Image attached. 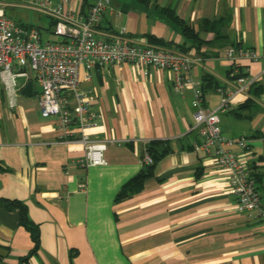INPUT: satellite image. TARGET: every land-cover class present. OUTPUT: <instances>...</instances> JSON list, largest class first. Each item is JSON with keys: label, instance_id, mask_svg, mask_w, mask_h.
<instances>
[{"label": "crops", "instance_id": "obj_1", "mask_svg": "<svg viewBox=\"0 0 264 264\" xmlns=\"http://www.w3.org/2000/svg\"><path fill=\"white\" fill-rule=\"evenodd\" d=\"M95 1L72 0L68 11L85 20ZM176 18L200 40L186 37ZM19 25L37 28L43 43L58 40L51 19L47 28ZM94 29L99 39L124 29L123 42L199 55L191 76L204 88L208 110L221 104L218 90L231 89L239 72L256 79L220 114V126L229 139L249 138L264 200V59L241 61L237 70L226 56L233 46L264 50V0H112ZM81 87L100 116L90 137L116 141L106 165H78L84 147L71 142L78 134L66 140L54 118L42 117L37 95L22 94L10 111L0 94V197L22 202L40 235L23 264H264V223L238 211L228 173L195 149L203 139L191 88L176 94L169 71L130 64L97 68L89 81L82 74ZM154 140L168 142L170 152L140 192L116 202ZM33 248L20 210L0 204V264H22Z\"/></svg>", "mask_w": 264, "mask_h": 264}, {"label": "built area", "instance_id": "obj_2", "mask_svg": "<svg viewBox=\"0 0 264 264\" xmlns=\"http://www.w3.org/2000/svg\"><path fill=\"white\" fill-rule=\"evenodd\" d=\"M71 1L29 0L28 7L54 23L58 40L43 43L40 31L35 27H23L9 18L7 10L14 5L0 0V94L5 95L8 109L17 108L22 88L32 81L38 90L42 117L54 118L68 141L74 132L78 134L71 141L84 147L78 165L82 168L106 165L108 145L116 141L90 137L89 130L97 124L100 116L92 111L93 95L81 87L82 74L84 80L89 81L97 68L123 64L169 71L176 94H183L187 88L194 92V126L203 139L195 149L212 154L218 167L228 173L238 211L264 223V200L258 190L249 138L229 139L222 134L220 126V114L231 108L237 95H246L256 79L239 72L231 89L218 90L221 104L214 110L205 109L203 87L191 76L193 67L202 61L199 55L151 45L144 40L123 42L124 29L121 36H114L112 40L99 39L94 26L111 9L112 0H96L85 20L75 19L68 11ZM226 56L239 70L241 61L263 60L264 50L230 47ZM234 148L242 152L234 153ZM142 162L149 165L152 159L146 153Z\"/></svg>", "mask_w": 264, "mask_h": 264}, {"label": "trees", "instance_id": "obj_3", "mask_svg": "<svg viewBox=\"0 0 264 264\" xmlns=\"http://www.w3.org/2000/svg\"><path fill=\"white\" fill-rule=\"evenodd\" d=\"M176 22L183 27V33L186 37H188L189 39H193L195 41L200 40L198 33L193 28H191L189 25L184 24V22L179 21L177 18H176ZM203 91L205 93L204 88ZM170 150L171 148L168 142L166 141L154 140L148 143L145 146L144 155L147 153L151 157L152 164L149 165L143 164L142 170L122 187V189L116 196V202H120L126 198H130L133 195L140 192L143 189L146 182L154 177V170L157 163L160 160H162L170 152ZM0 204L3 205L8 210L19 209L20 225L25 227L31 234L32 240L34 242V248L29 253V255L21 259V263L23 264L24 262L27 261L29 256L34 254L39 249L40 235H39L38 226L34 224L32 221H29L26 212V207L22 202L17 200L3 199L0 197Z\"/></svg>", "mask_w": 264, "mask_h": 264}, {"label": "rangeland", "instance_id": "obj_4", "mask_svg": "<svg viewBox=\"0 0 264 264\" xmlns=\"http://www.w3.org/2000/svg\"><path fill=\"white\" fill-rule=\"evenodd\" d=\"M16 4L14 7L8 8L7 16L14 20L17 24H31L47 28L50 23V18L42 15L38 11L28 7L29 0H6ZM49 36L44 33V42ZM51 41H57L56 38L51 37Z\"/></svg>", "mask_w": 264, "mask_h": 264}, {"label": "water", "instance_id": "obj_5", "mask_svg": "<svg viewBox=\"0 0 264 264\" xmlns=\"http://www.w3.org/2000/svg\"><path fill=\"white\" fill-rule=\"evenodd\" d=\"M22 94L26 97H33L38 94V90L35 88L32 81H29L22 89Z\"/></svg>", "mask_w": 264, "mask_h": 264}]
</instances>
